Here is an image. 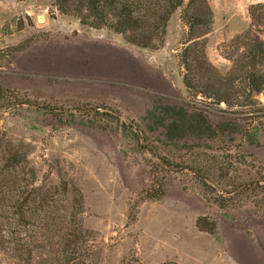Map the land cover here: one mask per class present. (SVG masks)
<instances>
[{
    "label": "rangeland",
    "instance_id": "374dc122",
    "mask_svg": "<svg viewBox=\"0 0 264 264\" xmlns=\"http://www.w3.org/2000/svg\"><path fill=\"white\" fill-rule=\"evenodd\" d=\"M127 1L122 34L109 14L90 25L89 0H0V264L69 255L13 218L39 196L73 206L77 264H264V0H184L163 20ZM166 106L217 132L170 138Z\"/></svg>",
    "mask_w": 264,
    "mask_h": 264
},
{
    "label": "trees",
    "instance_id": "16d2710c",
    "mask_svg": "<svg viewBox=\"0 0 264 264\" xmlns=\"http://www.w3.org/2000/svg\"><path fill=\"white\" fill-rule=\"evenodd\" d=\"M151 3L154 13H158L160 18L167 19L171 13L178 7H180L184 0H146ZM130 3L127 0H89V8L92 10L94 19L90 23L93 27H98L101 25L108 26L106 17L109 15L116 16L117 20L115 24L112 25L113 30L118 33H125L128 29H132L138 25L135 24L136 17L133 16V11L130 8ZM137 30V27L135 28ZM143 38H146L143 39ZM149 39L147 35L135 34L128 37L127 41H131L134 44L141 46H148ZM183 83L188 87L189 82L184 79ZM264 83H261L263 85ZM261 85H255L251 87L252 90L258 91ZM167 111L174 112V115L163 124L165 128V133L170 138L172 136L183 137L187 134L195 136H205L206 134L213 135L217 132L216 121L210 119L205 114L199 111H189L183 107H173L166 106ZM174 131V135L172 132ZM24 202L15 203L13 208V213L17 224H27L28 226H37L38 228H43L47 234L46 239L54 240L55 247L58 248L59 244L63 245V251L68 252V256L61 257L63 261L61 264H77L75 262L77 256L81 254L77 251L79 249L78 243L84 241L83 233L81 227L78 226L75 219H73V206L69 205L68 209L61 208L60 205H56L51 199H45L44 197H38L37 201L33 207L34 218L28 221V213L25 210V205H28L30 201L29 198ZM27 202V203H26ZM62 209L66 212V215H59L58 211ZM68 212V216H67ZM52 239H51V237ZM55 240H58L55 242ZM61 240V241H60ZM53 243V244H54ZM79 243V244H80ZM77 246H79L77 248ZM58 251V250H57ZM85 256V254L83 255ZM76 257V258H75ZM86 259V258H85ZM160 264H171V263H160ZM173 264V263H172Z\"/></svg>",
    "mask_w": 264,
    "mask_h": 264
},
{
    "label": "water",
    "instance_id": "95a60500",
    "mask_svg": "<svg viewBox=\"0 0 264 264\" xmlns=\"http://www.w3.org/2000/svg\"><path fill=\"white\" fill-rule=\"evenodd\" d=\"M44 19H45V17H44L43 14H39V15H37V20H38L39 22L44 21Z\"/></svg>",
    "mask_w": 264,
    "mask_h": 264
}]
</instances>
